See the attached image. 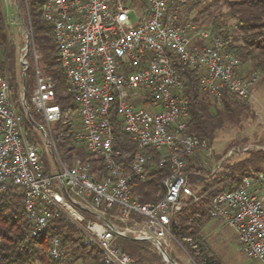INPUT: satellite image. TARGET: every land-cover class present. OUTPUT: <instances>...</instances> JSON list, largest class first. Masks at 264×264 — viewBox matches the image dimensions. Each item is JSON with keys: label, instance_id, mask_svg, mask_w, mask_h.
Listing matches in <instances>:
<instances>
[{"label": "built area", "instance_id": "1", "mask_svg": "<svg viewBox=\"0 0 264 264\" xmlns=\"http://www.w3.org/2000/svg\"><path fill=\"white\" fill-rule=\"evenodd\" d=\"M189 1L44 0L42 17L52 26L67 90L78 104V137L89 153L102 158L106 174L97 178L88 162L75 159L67 164L60 158L51 129L60 110L53 102L55 84L50 78L36 73L30 96L41 116L33 123L41 151L27 137L9 78L0 73V189H22V214L32 236L44 233L51 218L65 217L83 223V243L98 247L104 264H180L165 251L168 240L178 241L170 225L188 198L199 199L188 182L185 160L198 151L207 156L212 149L206 139L187 132L182 71L197 70L200 91L217 104L224 91L250 101L259 78L253 71L241 74L239 58L227 50L226 40L211 36L209 28L179 23V7ZM21 64L28 67L26 59ZM20 103L25 112L22 93ZM113 115L138 148L128 167L116 160ZM46 151L53 171H46ZM155 153L157 166L169 167V174L161 181V196L141 203L131 183L146 178ZM54 181L62 199L55 194ZM113 207L125 219L141 217L142 226L116 227L106 219ZM207 208L211 218L236 233L239 248L249 258L264 264V170L246 173L233 189L214 195ZM117 237L148 241L161 261L132 260L114 245ZM49 256L55 264L65 263L57 238Z\"/></svg>", "mask_w": 264, "mask_h": 264}, {"label": "trees", "instance_id": "2", "mask_svg": "<svg viewBox=\"0 0 264 264\" xmlns=\"http://www.w3.org/2000/svg\"><path fill=\"white\" fill-rule=\"evenodd\" d=\"M25 3L33 50L38 56L36 65L38 67L40 64L46 77L55 84L53 102L59 106L60 116L52 124L51 129L57 152L67 164L74 159L88 162L91 172L97 178H101L106 174L102 158L85 149L78 137L79 131L75 130L77 121L80 126L78 104L67 90L66 76L60 65L52 26L42 17L44 0H25ZM224 5L227 11L222 13V5L218 0H190L185 7L183 5L179 7V23L190 22L199 28H205L207 24L204 20L198 19L202 16L210 18L206 28H209L211 36L226 40L227 50L239 58L241 65L249 67L246 74L252 71L258 73V81L264 85V0H226ZM229 19L233 22L229 23ZM28 52L25 56L28 64L25 74L26 84L31 89L36 75L34 53ZM5 71L26 135L31 140L34 134L31 131L33 123H37L41 116L31 104L30 96L25 101L30 118L21 106L19 82L13 65V51L7 43L5 18L0 0V73L4 74ZM182 74L185 82L183 95L188 101L189 109L187 132L206 139L208 146L212 147L215 131L226 122H237L249 109V105L224 91L220 108L216 109L213 115H206L199 102L201 91L197 82L198 71L186 69ZM111 127L113 148L118 152L116 160L128 167L132 155L138 148L130 135L121 129L116 115L111 117ZM78 143L82 146H78ZM202 156L203 153L198 151L185 160L188 182L199 199L186 200L182 210L173 218L170 230L179 242L185 243L188 240V253L198 264H221L199 235L201 228L211 219L207 206L214 195L233 189L246 173L264 170L260 168V164L264 162V151L251 153L250 157L226 167L227 169H221V163L213 172L204 170ZM157 158L158 155L155 153L154 164L144 180L131 183L133 195L141 203H153L163 192L161 181L169 174V167L157 166ZM44 164L48 172V165L45 162ZM22 208L23 192L20 187L7 186L0 189V264H55L49 256V248L54 238L59 240L60 248L65 253L64 264H104L99 248L95 245H85L75 228L65 218H51L44 233L32 236L30 225L22 214ZM114 210L116 207L111 208L109 213ZM114 245L134 261H161V256L153 253L148 241L117 237Z\"/></svg>", "mask_w": 264, "mask_h": 264}, {"label": "rangeland", "instance_id": "3", "mask_svg": "<svg viewBox=\"0 0 264 264\" xmlns=\"http://www.w3.org/2000/svg\"><path fill=\"white\" fill-rule=\"evenodd\" d=\"M224 1L226 0H218V3L222 5V13H225L227 11L224 5ZM189 3H187L186 5H188ZM1 5L5 18L7 43L9 48H11V50L13 51V65L15 69L16 79L19 82L18 93L20 91L19 94L22 93V95H24L25 102L26 99H29V96H31V93L35 86L34 82L31 86V89L28 88L26 84L25 69L21 64V59H26V55L24 56V54L28 39L30 42L28 51H31L33 54V42L31 38L30 26L27 21L28 17L26 3L25 0H1ZM200 20H204L205 24H207L206 27H208L210 18L202 16L198 19V21ZM231 22L233 21L229 19V23ZM28 51L27 53H29ZM34 70L35 75L37 73L40 77L46 78L45 73L40 68V64L38 65V67L37 65H34ZM248 70V66H240V73H242L243 75H246ZM252 92L253 97L250 99V101L242 100L249 105V109L241 115L239 120L237 122H226L221 126V128L215 131L212 141L211 153L207 155L208 157L205 156V154H203L202 156V166L205 168V171L213 172L221 163V169H227L226 167H231L232 165L244 161L251 156V153H255L256 151H264V85H262L257 80ZM199 102L201 105V109L206 115H213L215 113V110L220 108V104H217L211 97H209L207 93L204 92H200ZM75 130H80L78 121L75 124ZM31 131L32 133H34L33 139L38 143V148L43 151V146L41 145L39 136L33 131V129ZM78 146H82V144L78 143ZM46 153L48 152L46 151ZM43 158L44 162L47 163L48 168L53 171L54 166L49 153L45 154L44 152ZM260 168H264V162L260 164ZM52 186L57 197L59 199H62L55 181L53 182ZM81 212L83 213L84 211ZM84 216L86 219L90 218L88 214H84ZM134 218V220L125 219L119 214L117 210H114L106 215V219L110 223L121 229L136 230L140 226H142V218L139 216H136ZM67 221L75 228L78 235L83 234V223L75 224L74 222H70L69 220ZM199 235L202 237L203 242L207 244L211 252L214 253L215 256L220 260L221 264H259L257 261L249 258L239 248L236 233L219 219L211 218L201 228ZM127 236L131 235L128 234ZM187 241L183 243L179 241L176 242L173 239H171L170 241L168 240L167 246L165 248L166 253L170 255L173 260L177 261L180 264H190L188 260L189 244H187ZM152 251L153 253L160 256V254L157 253L153 248ZM190 258L193 259L191 255ZM194 262L198 264L195 260Z\"/></svg>", "mask_w": 264, "mask_h": 264}, {"label": "water", "instance_id": "4", "mask_svg": "<svg viewBox=\"0 0 264 264\" xmlns=\"http://www.w3.org/2000/svg\"><path fill=\"white\" fill-rule=\"evenodd\" d=\"M30 42H29V39L27 40V43H26V49H25V54H24V56L27 54V51H28V48L30 47V44H29ZM23 85H24V83H23ZM24 93V92H23ZM23 99H24V95H23ZM25 113H26V115L30 118V116H29V112H28V108L25 106ZM161 251H162V253L164 254V256L167 258V259H169L170 261H172L171 259H170V257L164 252V250H162L161 249Z\"/></svg>", "mask_w": 264, "mask_h": 264}, {"label": "crops", "instance_id": "5", "mask_svg": "<svg viewBox=\"0 0 264 264\" xmlns=\"http://www.w3.org/2000/svg\"><path fill=\"white\" fill-rule=\"evenodd\" d=\"M242 74V73H241Z\"/></svg>", "mask_w": 264, "mask_h": 264}]
</instances>
